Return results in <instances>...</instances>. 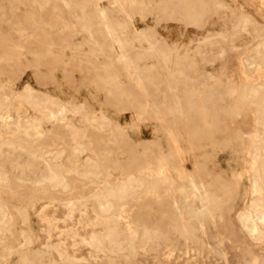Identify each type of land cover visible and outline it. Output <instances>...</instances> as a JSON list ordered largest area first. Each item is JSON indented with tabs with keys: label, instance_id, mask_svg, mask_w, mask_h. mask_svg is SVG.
<instances>
[{
	"label": "rangeland",
	"instance_id": "1",
	"mask_svg": "<svg viewBox=\"0 0 264 264\" xmlns=\"http://www.w3.org/2000/svg\"><path fill=\"white\" fill-rule=\"evenodd\" d=\"M0 146V264H264V0H0Z\"/></svg>",
	"mask_w": 264,
	"mask_h": 264
},
{
	"label": "bare ground",
	"instance_id": "2",
	"mask_svg": "<svg viewBox=\"0 0 264 264\" xmlns=\"http://www.w3.org/2000/svg\"><path fill=\"white\" fill-rule=\"evenodd\" d=\"M88 2V1H87ZM89 3V2H88ZM41 4V3H40ZM44 4V3H43ZM220 7V6H219ZM224 8V7H223ZM241 8V7H240ZM62 9V8H61ZM238 12V11H237ZM10 17V16H9ZM229 17V16H228ZM101 18H102V16H101ZM24 21V20H23ZM230 23V22H229ZM233 28V27H232ZM219 37H220V35H219ZM220 53V52H219ZM118 54V53H117ZM120 56H122V55H120ZM206 57V56H205ZM209 60V59H208ZM213 64V63H212ZM250 75V74H249ZM132 76H134L133 74H132ZM247 85V84H246ZM246 87H248V85L246 86ZM249 88V87H248ZM241 89H243V87L241 88ZM246 90V89H245ZM248 90V89H247ZM238 91V90H237ZM244 91V90H243ZM22 92V91H21ZM241 92H242V90H241ZM28 93V92H27ZM240 93V92H239ZM245 94V93H244ZM243 94V95H244ZM24 94H22L21 96H23ZM27 95H29V94H27ZM42 95V94H41ZM231 95H233V94H231ZM242 95V94H241ZM17 96V95H16ZM30 96V95H29ZM28 96V97H29ZM235 96V95H234ZM245 96H246V94H245ZM5 97V96H4ZM28 97H26V98H28ZM241 97V96H240ZM20 98H22V97H20ZM238 98H239V96H238ZM4 99V98H3ZM7 99V98H6ZM14 99H16V98H14ZM54 99V98H53ZM240 99V98H239ZM244 99V98H243ZM256 99V98H255ZM5 100V99H4ZM13 100V99H12ZM11 100V101H12ZM22 100V99H21ZM25 100V99H24ZM245 100V99H244ZM18 101V100H17ZM26 101V100H25ZM239 101H241V100H239ZM258 101V100H257ZM30 102V101H29ZM29 102H27V103H29ZM55 102V101H54ZM251 102H252V100H251ZM259 102V101H258ZM63 103V102H62ZM241 103H242V101H241ZM246 103H247V101H246ZM253 103V102H252ZM257 103V102H256ZM261 103V102H260ZM25 104H26V102H25ZM32 104V103H31ZM64 104V103H63ZM249 104H250V102H249ZM258 104V103H257ZM27 105V104H26ZM37 105V104H36ZM73 105V104H72ZM100 105V104H99ZM245 105V104H244ZM57 106V105H56ZM235 106V105H234ZM246 107H244V109H245ZM71 109V108H70ZM35 110V109H34ZM37 110H38V106H37ZM235 110V109H234ZM262 110V109H261ZM258 112V111H257ZM261 113V112H260ZM256 114H258V113H256ZM239 115H240V113H239ZM238 115V116H239ZM259 116H261V114L260 115H258V117ZM26 118V117H25ZM107 118V117H106ZM108 119V118H107ZM261 119V118H260ZM71 120V119H70ZM100 120V119H99ZM259 119H257V121H258ZM104 121H106V119L104 120ZM259 122V121H258ZM100 123V122H99ZM98 123V124H99ZM107 123V122H106ZM102 124V123H101ZM104 124V123H103ZM107 125V124H106ZM106 125H104V126H106ZM99 126V125H98ZM101 126V125H100ZM99 126V127H100ZM102 128V127H101ZM100 130V129H99ZM102 131V130H101ZM80 132V131H79ZM249 136H252V135H249ZM6 141H8V140H6ZM253 141H255V139L253 140ZM251 142V141H250ZM15 143V142H14ZM253 143V142H252ZM5 144V143H4ZM4 144H2V146L4 145ZM7 144V143H6ZM5 144V145H6ZM11 144V143H10ZM232 144V143H231ZM4 145V146H5ZM76 145V144H75ZM9 145H7L6 147H8ZM20 146V144L18 145V147ZM1 147V146H0ZM17 147V148H18ZM10 148V147H9ZM33 148V147H32ZM13 149V148H12ZM16 149V148H15ZM19 149V148H18ZM22 150H23V148H22ZM43 150V149H42ZM34 151H36V150H34ZM55 151V150H54ZM43 152V151H42ZM46 152H48V151H46ZM50 152V151H49ZM56 152V151H55ZM58 152H61V150L60 151H58ZM35 153V152H34ZM28 154V153H27ZM30 154V153H29ZM45 153H43V155H44ZM61 154H62V152L59 154L60 155V157H61ZM47 155V154H46ZM49 155H52V153L50 152L49 153ZM57 155H58V153H57ZM56 156V155H55ZM5 157V156H4ZM33 157H35V156H33ZM92 157V156H91ZM37 158V157H36ZM41 158V157H40ZM58 158H59V156H58ZM57 158V159H58ZM52 159H54V157L53 158H50V160H52ZM57 159H54V160H57ZM41 160H42V158H41ZM53 160V161H54ZM44 161V160H43ZM91 161V160H90ZM87 162H89L88 160H87ZM34 163V162H33ZM45 164H47L46 162H44ZM55 163V162H54ZM24 164H26L25 162H24ZM264 165V164H263ZM23 166V165H22ZM25 167H27V166H25ZM31 167V166H30ZM45 167H47V166H45ZM103 167V166H102ZM51 168V167H50ZM94 169V168H93ZM162 169V168H161ZM262 169V167L260 168V170ZM50 171V170H49ZM263 172V171H262ZM260 173H261V171H260ZM51 174V173H50ZM59 175V177H60V173H58ZM88 174V173H87ZM161 174V173H160ZM17 175V174H16ZM54 175V174H53ZM53 175H52V177H53ZM163 175V174H162ZM168 175V174H167ZM262 175H264V174H262ZM35 176V175H34ZM56 176H57V174H56ZM2 177V176H1ZM93 177V176H92ZM163 177L165 178L166 176H164L163 175ZM168 177V176H167ZM262 177V176H261ZM44 178V177H43ZM58 178V177H57ZM127 178V177H126ZM128 178H131V176L130 177H128ZM1 179V178H0ZM15 179V178H14ZM158 179V178H157ZM263 179H264V176H263ZM262 179V181L264 182V180ZM47 180H50L49 178H47ZM130 180V179H129ZM148 180H150V179H148ZM152 180V179H151ZM159 180V179H158ZM167 180V179H166ZM3 181V180H2ZM45 181V180H44ZM44 181H42V183L44 182ZM127 181V180H126ZM171 181V180H170ZM51 182V181H50ZM58 182V181H57ZM61 182V181H60ZM62 182H63V180H62ZM260 182V181H259ZM262 182V183H263ZM36 183V182H35ZM37 183H40V182H37ZM48 183H49V181H48ZM51 183H53V182H51ZM51 183H49V185L51 184ZM107 183V182H106ZM145 183V182H144ZM153 183V182H152ZM57 184V183H56ZM60 183H58V185H59ZM122 184H123V181H122ZM149 184H151V183H149ZM32 185V184H31ZM38 186L40 185V184H37ZM48 185V186H49ZM52 185V184H51ZM55 185V184H54ZM58 185H56L57 187H58ZM127 185V184H126ZM129 185V184H128ZM131 185H132V182H131ZM260 185V184H259ZM62 186V185H61ZM122 186V185H121ZM133 186V185H132ZM262 186V185H261ZM52 187V186H51ZM62 187H64V186H62ZM127 187V186H126ZM146 187V186H145ZM194 187V186H193ZM259 187V186H258ZM263 187V186H262ZM49 188V187H48ZM111 188H114V187H112L111 186ZM122 188H124V186L122 187ZM131 188V187H130ZM132 188H134V187H132ZM50 189H55V188H50ZM127 189H128V187H127ZM127 189H117V190H112L111 192H110V197L111 196H120L119 194H121V195H123V193L125 194V195H123L124 197H122V198H124V199H126L125 198V196H126V194H127V192H126V190ZM140 189V188H139ZM262 189H264V187L262 188ZM46 190H48V189H46ZM63 190H64V188H63ZM130 190H132V189H130ZM129 190V191H130ZM138 190V189H137ZM125 191V192H124ZM134 190H132V192H133ZM53 192V191H52ZM131 192V191H130ZM137 192V191H136ZM133 193H135V192H133ZM132 193V194H133ZM94 196V195H93ZM92 196V198L94 199V197ZM129 196V195H128ZM95 197H96V195H95ZM110 197H108V198H110ZM127 197V196H126ZM263 197V196H262ZM113 198V197H112ZM117 199L119 198V197H116ZM121 198V199H122ZM116 199V200H117ZM94 200H96V202H97V200H100V197H96V199H94ZM123 200V199H122ZM122 200H119V201H122ZM173 200V199H172ZM260 201V200H259ZM121 203V202H120ZM261 203V202H260ZM259 203V204H260ZM97 204H98V202H97ZM110 205H111V203H110ZM109 205V206H110ZM113 205V204H112ZM99 206V205H98ZM108 206V207H109ZM114 206V205H113ZM112 207V206H111ZM74 208V207H73ZM110 208V207H109ZM113 208V207H112ZM115 208V207H114ZM100 210V209H99ZM108 210V209H107ZM106 210V211H107ZM114 210V209H113ZM118 210V209H117ZM105 211V210H104ZM104 211H101V212H104ZM109 211V210H108ZM2 213V212H1ZM2 214H5V212L4 213H2ZM3 216V215H2ZM5 216V215H4ZM6 216H8V214L6 215ZM241 220V219H240ZM2 221V220H1ZM6 222V221H5ZM1 223V222H0ZM3 226H4V224H3ZM245 229V228H244ZM264 229V228H263ZM1 231V230H0ZM248 233V232H247ZM262 234H264V232L262 233ZM259 235H261L260 233H259ZM257 236L258 238L260 237V236ZM175 237V236H174ZM257 237H256V240H257ZM261 238V237H260ZM260 238H259V240H260ZM174 239V238H173ZM218 245H220V244H218ZM202 246V245H201ZM212 251V250H211ZM207 257V256H206ZM194 263V262H193ZM85 264V263H84Z\"/></svg>",
	"mask_w": 264,
	"mask_h": 264
}]
</instances>
